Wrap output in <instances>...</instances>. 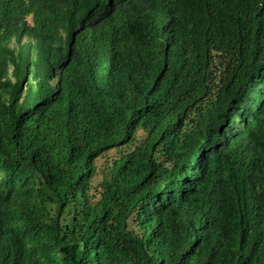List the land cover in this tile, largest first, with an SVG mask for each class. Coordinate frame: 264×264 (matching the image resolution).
Listing matches in <instances>:
<instances>
[{
  "label": "trees",
  "instance_id": "16d2710c",
  "mask_svg": "<svg viewBox=\"0 0 264 264\" xmlns=\"http://www.w3.org/2000/svg\"><path fill=\"white\" fill-rule=\"evenodd\" d=\"M0 264H264V0H0Z\"/></svg>",
  "mask_w": 264,
  "mask_h": 264
},
{
  "label": "rangeland",
  "instance_id": "374dc122",
  "mask_svg": "<svg viewBox=\"0 0 264 264\" xmlns=\"http://www.w3.org/2000/svg\"><path fill=\"white\" fill-rule=\"evenodd\" d=\"M101 180V176L100 177H98V178H96L95 180H94V183H95V185H96V187H95V191L96 192H98V183H99V181Z\"/></svg>",
  "mask_w": 264,
  "mask_h": 264
}]
</instances>
